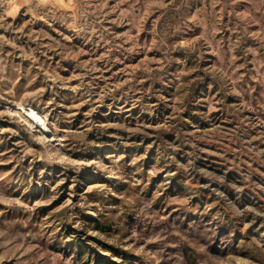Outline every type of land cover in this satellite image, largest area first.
Instances as JSON below:
<instances>
[{
  "label": "rangeland",
  "instance_id": "rangeland-1",
  "mask_svg": "<svg viewBox=\"0 0 264 264\" xmlns=\"http://www.w3.org/2000/svg\"><path fill=\"white\" fill-rule=\"evenodd\" d=\"M0 264H264V0H0Z\"/></svg>",
  "mask_w": 264,
  "mask_h": 264
},
{
  "label": "bare ground",
  "instance_id": "bare-ground-1",
  "mask_svg": "<svg viewBox=\"0 0 264 264\" xmlns=\"http://www.w3.org/2000/svg\"><path fill=\"white\" fill-rule=\"evenodd\" d=\"M30 115L34 117L35 114L30 112ZM35 116H36V115H35ZM38 119H39V118H38ZM38 119H36V120L38 121ZM40 121H41V119H40ZM42 121H43V120H42ZM41 125H42V124H41ZM41 125H40V126H41ZM43 125H44V123H43ZM43 125H42V126H43ZM43 127L46 128V126H43Z\"/></svg>",
  "mask_w": 264,
  "mask_h": 264
}]
</instances>
